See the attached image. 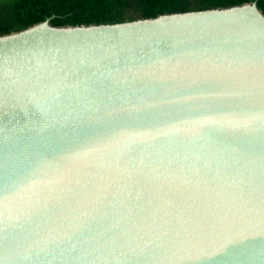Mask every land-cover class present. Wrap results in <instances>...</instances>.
I'll return each mask as SVG.
<instances>
[{
  "label": "water",
  "instance_id": "water-1",
  "mask_svg": "<svg viewBox=\"0 0 264 264\" xmlns=\"http://www.w3.org/2000/svg\"><path fill=\"white\" fill-rule=\"evenodd\" d=\"M0 264H264L255 2L0 36Z\"/></svg>",
  "mask_w": 264,
  "mask_h": 264
},
{
  "label": "trees",
  "instance_id": "trees-1",
  "mask_svg": "<svg viewBox=\"0 0 264 264\" xmlns=\"http://www.w3.org/2000/svg\"><path fill=\"white\" fill-rule=\"evenodd\" d=\"M253 2L264 15V0H0V36L46 20L54 27L119 24Z\"/></svg>",
  "mask_w": 264,
  "mask_h": 264
}]
</instances>
